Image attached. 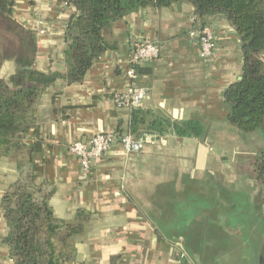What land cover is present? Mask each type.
I'll return each instance as SVG.
<instances>
[{"label":"crops","instance_id":"1","mask_svg":"<svg viewBox=\"0 0 264 264\" xmlns=\"http://www.w3.org/2000/svg\"><path fill=\"white\" fill-rule=\"evenodd\" d=\"M75 13L68 0H13L14 26L0 16V82L24 69L65 74V35ZM203 26L216 39L210 58L200 53ZM110 41L116 49L96 60L81 83L58 79L43 91L38 130L25 138L29 148L38 147L32 152L36 182L54 190L49 199L54 218L72 222L79 211L91 214L84 234L75 239L72 264H188L181 250L195 264H257L263 204L250 209L230 198L246 178L245 184L254 186L259 155L245 176L243 165L253 148L247 142L263 141L228 123L223 95L243 67L235 28L221 15L201 20L192 5L176 3L114 22ZM143 42L158 45L161 54L138 67L135 84L147 90L141 108L172 122H198L203 134L157 136L163 142L135 154L114 144L85 177L69 148L97 133L130 131L132 110L118 107L113 96L130 87L132 51ZM18 178L16 163L1 158L0 264H15L4 243L2 200ZM246 215L255 222L242 220ZM246 238L250 251L243 245ZM232 240L240 245L221 246Z\"/></svg>","mask_w":264,"mask_h":264},{"label":"trees","instance_id":"2","mask_svg":"<svg viewBox=\"0 0 264 264\" xmlns=\"http://www.w3.org/2000/svg\"><path fill=\"white\" fill-rule=\"evenodd\" d=\"M76 13L66 30L65 74L24 69L0 82V159L16 163L19 178L3 196L8 225L4 243L15 264H72L76 258L75 239L85 232L91 214L79 211L72 222L54 218L49 199L54 190L38 184L31 149L25 138L37 127V103L43 91L63 79L68 85L81 83L88 71L107 51L112 24L142 9H161L188 3L203 20L221 15L235 28L243 54L240 76L224 92L229 108L228 123L244 135L259 134L264 141V0H68ZM13 0H0V16L12 22ZM15 28L21 30L15 25ZM21 32H23L21 30ZM28 43L25 44V46ZM26 47V48H27ZM0 53V61H1ZM130 131L136 136L150 134L200 138L198 122H172L142 108L132 110ZM256 179L264 183V149L254 164Z\"/></svg>","mask_w":264,"mask_h":264},{"label":"built area","instance_id":"3","mask_svg":"<svg viewBox=\"0 0 264 264\" xmlns=\"http://www.w3.org/2000/svg\"><path fill=\"white\" fill-rule=\"evenodd\" d=\"M216 47V39L208 27L203 26L200 32V53L204 58H210ZM161 49L158 45L143 42L137 43L132 51L130 66L126 72L127 78L131 81L128 90L122 94L116 93L113 96L114 102L120 108L130 110L141 108L147 96V90L135 84L138 76V67L145 61H156L160 58ZM163 142L159 138L150 134L136 136L131 131L127 132H107L94 134L86 143L76 141L70 146V152L77 158L83 176L89 177L92 172L93 163L103 159L109 153L114 144L122 147L125 154H135L142 152L148 144ZM180 257L188 264L193 263L185 251L181 250Z\"/></svg>","mask_w":264,"mask_h":264},{"label":"rangeland","instance_id":"4","mask_svg":"<svg viewBox=\"0 0 264 264\" xmlns=\"http://www.w3.org/2000/svg\"><path fill=\"white\" fill-rule=\"evenodd\" d=\"M0 42H2L1 38H0ZM262 144H264V142L260 141V139L258 137H254L253 140L247 142V145L249 147H253V148L249 151L247 158H245V163L243 165V172H244L245 176L247 175L248 170L252 169L253 162L256 159V156L259 155V154H257V151L259 148H261L263 146ZM262 151H263V149H262ZM255 162H256V160H255ZM247 181H248V178H246L245 182L241 185V188L239 190H237V192L235 194L230 195V198H232L233 202L235 201V203L238 206H241V207L246 206V207L251 209V207L252 208L254 207L253 196L254 195L256 196L258 193H260V196H261L260 202L262 201V204L264 206V183L261 182L260 180H257V181L254 180V186H255L254 187L252 185L245 184ZM250 204H251V206H250ZM241 219L244 220L245 222H249V223H251L252 221L255 222V218L253 220H249L248 215L242 217ZM257 264H258V262H257Z\"/></svg>","mask_w":264,"mask_h":264},{"label":"flooded vegetation","instance_id":"5","mask_svg":"<svg viewBox=\"0 0 264 264\" xmlns=\"http://www.w3.org/2000/svg\"><path fill=\"white\" fill-rule=\"evenodd\" d=\"M255 181H257V179H255ZM262 188V187H261ZM260 200H261V196H260V193H258L256 196L254 195L253 196V201H254V203L256 204V203H260ZM261 204H262V201H261ZM262 208L264 207V206H261ZM258 208H259V206H258ZM263 210V209H262ZM261 211V210H260ZM264 211V210H263ZM264 213V212H263ZM260 222H261V228H260V230H259V235H260V239H261V242H260V247H261V250H259V252H260V255H259V260H258V264H259V262H260V258L261 257H263L264 258V222H263V219H261L260 220ZM235 238H237V237H235ZM246 241H245V243H243V245L245 246V250H248V251H250V245H249V243H248V240H247V238L245 239ZM237 241V240H236ZM237 243L234 241V240H232L231 242H229V243H226V244H222L221 246H224V245H226L227 247H230L231 248V246H235ZM237 245H240V244H237ZM242 245V244H241Z\"/></svg>","mask_w":264,"mask_h":264},{"label":"water","instance_id":"6","mask_svg":"<svg viewBox=\"0 0 264 264\" xmlns=\"http://www.w3.org/2000/svg\"><path fill=\"white\" fill-rule=\"evenodd\" d=\"M189 252H190V250H188ZM191 253V252H190ZM197 263V262H196ZM197 264H199V263H197ZM259 264H264V258L263 257H261L260 258V262H259Z\"/></svg>","mask_w":264,"mask_h":264}]
</instances>
